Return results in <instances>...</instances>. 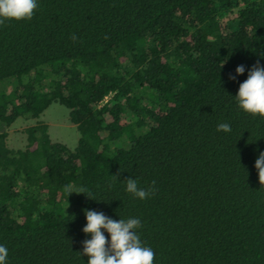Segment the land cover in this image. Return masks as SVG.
Listing matches in <instances>:
<instances>
[{
	"label": "trees",
	"instance_id": "trees-1",
	"mask_svg": "<svg viewBox=\"0 0 264 264\" xmlns=\"http://www.w3.org/2000/svg\"><path fill=\"white\" fill-rule=\"evenodd\" d=\"M257 65L264 0H38L0 23V125L60 104L81 134L72 150L38 122L16 151L0 132L7 264H88L85 209L140 219L154 264H264V117L233 97Z\"/></svg>",
	"mask_w": 264,
	"mask_h": 264
},
{
	"label": "clouds",
	"instance_id": "clouds-1",
	"mask_svg": "<svg viewBox=\"0 0 264 264\" xmlns=\"http://www.w3.org/2000/svg\"><path fill=\"white\" fill-rule=\"evenodd\" d=\"M37 8L38 0H0V23L6 20H30ZM236 73L244 75L245 67L238 66ZM233 97L237 107L244 113L264 117V67L254 66ZM217 131L230 133L232 127L229 123H220ZM255 168L262 183L264 152L259 154ZM125 182V191L139 200L148 199L156 191L154 186L149 190L139 187L137 180L132 177ZM65 191L69 195L74 193L71 186H66ZM81 194H84L83 190ZM84 214L86 225L83 232L91 237L83 242V255L88 257V264H154L155 252L143 244L137 232L141 226L140 219L131 217L117 221L103 212L88 209L84 210ZM105 232L109 234L110 240L106 238ZM8 255V248L0 244V264H7Z\"/></svg>",
	"mask_w": 264,
	"mask_h": 264
},
{
	"label": "rangeland",
	"instance_id": "rangeland-1",
	"mask_svg": "<svg viewBox=\"0 0 264 264\" xmlns=\"http://www.w3.org/2000/svg\"><path fill=\"white\" fill-rule=\"evenodd\" d=\"M9 81L0 84V92H7L12 89ZM11 92V91H10ZM11 93L7 94L10 98ZM38 122L49 126L50 135L53 141L65 144L72 150L78 147L81 134L78 127L71 123L70 110L60 104L50 106L40 119L19 118L11 127L0 125V132H8V147L13 150H24L28 144L26 130L34 127Z\"/></svg>",
	"mask_w": 264,
	"mask_h": 264
}]
</instances>
